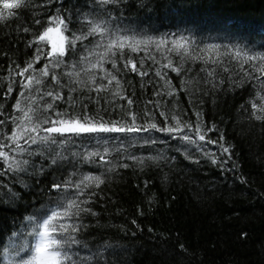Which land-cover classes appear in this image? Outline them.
<instances>
[{
	"label": "trees",
	"instance_id": "16d2710c",
	"mask_svg": "<svg viewBox=\"0 0 264 264\" xmlns=\"http://www.w3.org/2000/svg\"><path fill=\"white\" fill-rule=\"evenodd\" d=\"M9 11L0 22V143H9L11 118L22 115L13 107L18 99L35 110L29 127L38 124L41 137L57 113L141 130L54 134L56 144L21 140L27 151L10 155L25 170L8 171L0 160V264H13L12 250L32 242L30 217L46 218L73 200L91 209L78 216L69 209L62 219L84 226L70 253L79 264H264V119H256L264 117L257 70L264 61L248 59L264 56V0H31L19 10L0 0V14ZM53 15L70 18L65 36L86 38L65 45L63 63L42 76L52 46L34 41ZM96 24L103 35L89 34ZM113 41L125 45L122 55L108 50ZM37 48L45 55L35 71L18 75ZM129 60L137 71L125 67ZM169 61L173 67H164ZM28 75L41 82L22 87ZM169 127L179 130H162ZM57 153L64 158L52 164ZM85 176L103 183L76 188Z\"/></svg>",
	"mask_w": 264,
	"mask_h": 264
},
{
	"label": "snow or ice",
	"instance_id": "6c2138e0",
	"mask_svg": "<svg viewBox=\"0 0 264 264\" xmlns=\"http://www.w3.org/2000/svg\"><path fill=\"white\" fill-rule=\"evenodd\" d=\"M105 4H119L121 3V0H102ZM31 0H2V7L5 10H12V9H21L26 8L30 6ZM13 15L11 11L8 12V14L5 16L3 14H0V22H4L8 18H10ZM49 24L44 29L42 33L37 35L35 37V43H50L51 44V51L47 53V56L52 57L51 60H49V64H46L44 68L40 69L42 76L48 75V68L49 65H51L53 68L59 67L63 60L60 59L65 55L66 47L65 45H68L69 47H74L75 42L77 40L85 39V36H75L72 35L71 37L65 36L64 33L69 30V23L71 22L70 18L66 19L63 15H53L48 17ZM36 24H40V20L37 19L35 21ZM24 32H28V28L23 29ZM106 31V28L101 27L99 24H96L91 28L90 35L100 33L101 35L104 34ZM163 43V42H162ZM178 47H184L182 44H179V42H175ZM113 47H118L119 50H121V55L123 48L125 47L124 44H116L115 41L109 44L108 50L110 51ZM132 51H137L138 49L134 46L129 45ZM159 47V45H158ZM45 55L43 50L40 48H37V55L34 57V60L32 62L27 63V66L23 69H20V71L17 73L20 76H24L25 73L29 72V70L35 71L33 68V64L36 61H39L41 56ZM115 55V53H113ZM103 59V57H101ZM249 60H256L259 59L261 61H264V56H249ZM55 61V63H53ZM142 63V62H141ZM97 65H93V67H96ZM102 66V65H100ZM115 61H113V67H115ZM131 67L132 71H137V65L136 62L129 60L125 64V67ZM19 67V66H17ZM164 67H173L171 64V61L167 65H164ZM262 74H264V63H262L258 69ZM173 71L179 72V68H173ZM140 75H147V73L140 72ZM157 75H160L158 72ZM53 80H56L57 83H59L58 78L53 75ZM112 80H116L115 76H111V80L109 83H111ZM33 82L39 84L41 81L36 79V77L32 75H28L24 82H22V87L24 88H31ZM117 84H119V81L117 80ZM103 87V86H101ZM99 90V89H98ZM13 91L12 87L9 85L6 95L10 94ZM48 96H54V99H61L62 97L59 94H53L51 92L46 93ZM171 95V93H169ZM20 96L23 97L24 93L21 92ZM34 99V98H33ZM129 104L132 103L131 100L128 101ZM15 110L22 113L19 117H12V122L15 125L13 128L11 134L7 137V140L9 143H0V160H3L6 168L8 171H16V170H25L21 168V165L19 162H17L16 157L14 155H10V152H25L27 149L21 146L20 141L23 140L24 144H28L31 142L32 144H36L38 141L41 143H48L56 144L57 141L53 138L54 134H73L75 136H80L81 134H91V133H108V132H136L140 131L141 129L135 128V127H117L115 123H112L111 126L106 125L104 122L96 123L94 122L90 117H72V118H63V115L60 113H57V116H60L61 118L58 120L51 121L52 126L43 129L44 132L48 133L46 136H39L38 134V128L40 127L38 124L32 125L29 127V123L32 121V116L30 115L31 112H34L35 110L31 107L28 108L27 111L24 110V108L21 105V100H17L15 105L13 106ZM48 108H51L52 105H47ZM257 105L253 104V108H256ZM264 111V109H261ZM199 115V114H198ZM133 121L135 120V116L133 115ZM256 119H264V117L257 116ZM43 123L47 124L49 121L45 119ZM180 121L177 119V125H179ZM4 124L3 120H0V125ZM151 128H156L155 124L150 125ZM189 127H191L189 125ZM146 130V129H145ZM167 132H174L178 131L179 128H167L162 129ZM212 129H209L211 131ZM197 135L199 140L203 141L205 140V135L201 134L199 126H197ZM31 133H37V135H31ZM223 137H221L222 139ZM72 136L68 135L64 140H61L59 142L60 146H63L69 142H71ZM184 140L189 141L191 143H195V141L192 140L189 136H184ZM210 143H216V141H209ZM14 145V147H13ZM9 149V151H5V149ZM224 152H228L227 148L223 149ZM32 153H30L31 155ZM100 155L99 153H92L91 156ZM89 157V158H90ZM64 157L60 155V153H57L56 156L52 159V164H55L58 159H63ZM216 161L213 160V163ZM27 161H24V164H27ZM43 171V169H41ZM95 182V186L99 187L101 183H103V180L99 176H85L79 184H75L74 186L76 188H80V186L83 184L85 187L88 186L85 182ZM68 185H61V184H53L52 187L56 189H60L62 187H67ZM80 195H83L81 192ZM11 198H16L15 194H10ZM4 203H7V201H4ZM58 208L61 207L60 205L57 206ZM76 209L75 215H79L81 212H91V209L87 208H80V205L76 203V201H69L67 208H64L63 211L59 210H52L50 215H46V218L43 217H30L29 219L36 220L35 226L32 230V242L27 245V248H25L24 245H21L18 248L13 249L16 253V256L18 259H15L13 261V264H79V262L75 259H73V255H70L72 251V247L74 245H79L81 242L76 238V233L81 231V228L84 227L83 225H65L62 223H58L59 220L67 217L69 215V209ZM94 214V213H92ZM87 247V245H85ZM24 252V255L21 256L20 253ZM10 255V253H9ZM96 256H99L100 253L97 252L95 254ZM85 259H91V257H86Z\"/></svg>",
	"mask_w": 264,
	"mask_h": 264
},
{
	"label": "rangeland",
	"instance_id": "374dc122",
	"mask_svg": "<svg viewBox=\"0 0 264 264\" xmlns=\"http://www.w3.org/2000/svg\"><path fill=\"white\" fill-rule=\"evenodd\" d=\"M54 210H59V211H62L61 209H54ZM51 213V212H50ZM50 213H49V215H50ZM58 223H63V220L61 219V220H59L58 221Z\"/></svg>",
	"mask_w": 264,
	"mask_h": 264
}]
</instances>
